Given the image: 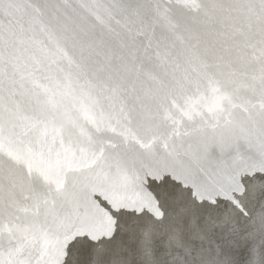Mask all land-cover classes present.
<instances>
[{
  "label": "snow or ice",
  "instance_id": "obj_1",
  "mask_svg": "<svg viewBox=\"0 0 264 264\" xmlns=\"http://www.w3.org/2000/svg\"><path fill=\"white\" fill-rule=\"evenodd\" d=\"M0 264H264V0L0 30Z\"/></svg>",
  "mask_w": 264,
  "mask_h": 264
},
{
  "label": "bare ground",
  "instance_id": "obj_2",
  "mask_svg": "<svg viewBox=\"0 0 264 264\" xmlns=\"http://www.w3.org/2000/svg\"><path fill=\"white\" fill-rule=\"evenodd\" d=\"M12 7H0V30L18 29L26 19L27 6L32 0H11ZM74 2V0H70Z\"/></svg>",
  "mask_w": 264,
  "mask_h": 264
}]
</instances>
